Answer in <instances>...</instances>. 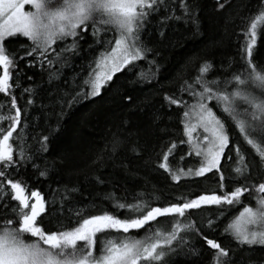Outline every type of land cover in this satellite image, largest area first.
<instances>
[{
    "label": "snow or ice",
    "instance_id": "6c2138e0",
    "mask_svg": "<svg viewBox=\"0 0 264 264\" xmlns=\"http://www.w3.org/2000/svg\"><path fill=\"white\" fill-rule=\"evenodd\" d=\"M217 3L220 8L225 6L221 0ZM195 7V3L189 0H0V69L3 70L0 94L10 96L7 112L4 111L5 102H0V124L7 122V127L0 126V207L5 209L0 212V264H172L170 257L178 247L183 248L188 243L186 235L193 232L201 235V228L188 218L189 210L205 205L222 209L225 205L234 207L242 203L241 197L245 193L250 199L253 193L256 194L255 206H244L224 231L230 233L238 245L264 246V67L258 68L252 59L258 29L264 25V4L245 24L244 35L248 39L245 45L247 59L241 54V59L245 60L243 71H232L229 63V75L209 79L213 65L210 61H203L194 78L179 77L183 82L178 91L187 93L191 102L176 94L163 97L169 109L173 105L183 108L181 122L187 140L180 143H186L188 154L194 153L199 161L198 166L188 167L186 171L182 167L173 169L169 157L178 145L172 141L166 151L162 149V162L158 168L176 182L188 177L207 178V174H212L218 177L216 182L222 194L213 191L194 199L178 196L176 202L153 206L152 202L158 200L154 194L137 193L129 202L110 193L105 199L111 201L117 211L123 210L124 216L107 210L93 214L84 207L69 208L75 222L53 230L45 228L43 222L52 214L57 196L62 214L65 203L79 189L65 186L63 192L57 189L52 199L47 200L40 191L26 194V185L10 178L9 169L19 173L28 165L38 173L37 178L48 176L47 166L41 169L36 158L39 153L47 151L49 137L43 136L41 140L32 137L39 144L35 151L28 143L26 113L22 125L21 108L17 106L16 96L11 94L10 69L16 66L17 57L8 54L6 41L19 42L24 53L19 59L26 61L27 67L38 64L46 70L49 85L61 79L62 70L70 66L71 56L78 53L80 40L86 35L93 38L94 44L90 47L102 48L94 57L95 67L89 64L88 75L79 82L77 76L72 78V92L57 89L51 93L55 97L53 106L59 105L63 110L65 105L71 107L82 99L100 96L116 74L125 70L139 69L136 72L138 80L153 82L159 67L154 50L143 39L150 18L158 17L161 37L170 22L190 23L198 31ZM150 54L152 59L148 58ZM140 61L147 64V69L140 66ZM15 87H20L19 83ZM24 93L32 96L35 90L26 87L22 90V95ZM125 99L131 102L132 97ZM26 103L31 106L34 101L29 98ZM218 110L221 115L217 114ZM226 120L238 129L258 156V162L246 161L238 145L235 158L227 155L226 150L232 149ZM197 129L203 130L202 142L198 136H193ZM111 143L112 150L116 151L122 141L114 137ZM222 159L232 164L228 176L223 172ZM252 169H256L255 179ZM96 179L103 183L99 177ZM226 184L228 190L223 191ZM9 188L11 201L18 202L11 207L4 202ZM162 217H171L168 227L159 223L158 218ZM207 226L213 228L211 218ZM141 229L145 230L141 237L130 234ZM202 238L213 252L211 264H234L229 249L207 235ZM190 251L194 255L200 254L195 248Z\"/></svg>",
    "mask_w": 264,
    "mask_h": 264
},
{
    "label": "trees",
    "instance_id": "16d2710c",
    "mask_svg": "<svg viewBox=\"0 0 264 264\" xmlns=\"http://www.w3.org/2000/svg\"><path fill=\"white\" fill-rule=\"evenodd\" d=\"M189 2H194L196 6L198 31L190 23L170 22L164 28L165 35L161 37L158 17H151V22L145 28L143 39L154 50L159 67L153 82L144 83L138 80L136 72L139 69L125 70L116 74L100 96L82 99L71 107L65 105L63 110L59 105L53 106L55 97L51 93L57 89L72 92V78L77 76L78 82L82 81L91 70L89 64L93 66L94 57L102 48L90 47L94 41L90 34L86 35L80 40L78 53L71 56L70 66L62 70L61 79L49 85L46 70H42L38 64L35 67H27V62L19 59L24 54L19 42L6 41L8 54H15L17 57L16 66L10 69L13 84L11 94L16 96L17 106L21 108L22 125L26 113L28 143L33 145L35 151L39 148L36 140H41L43 136L49 137L47 151L39 153L36 158V163L41 169L47 166L48 176L37 178L38 173L28 165L21 168L19 173L9 169L10 178L22 181L26 185V194L34 190L40 191L47 200L52 199L57 189L63 192L65 186H75L79 189L65 203L62 214L57 196L52 214L44 218L45 228L55 230L62 225L71 226L75 217L69 212V208L84 207L93 214L107 210L124 216L126 213L123 210L117 211L112 202L105 199L110 193L129 202L137 193H145L146 196L154 194L158 200L152 202L153 206L176 202L175 198L178 196L194 199L198 195H210L213 191L215 194H222L216 182L218 177H213L212 174H207V178L188 177L176 182L167 172L158 168V164L162 162V149L166 151L172 141L178 145L177 150L169 157L173 169L182 167L186 171L188 167L198 166L199 161L194 153L188 154L186 143H180L181 140H187L183 135L181 122L183 108L173 105L169 109L163 97L165 94H176L191 102L187 93L178 91L183 82L179 77L189 80L194 78L203 61H210L213 65V70L208 74L209 79L229 75V63L232 65V71H243L242 65L247 59L245 45L248 39L244 35L245 24L250 16L258 14L264 0H221L225 5L223 8L219 7L217 0ZM242 53L245 60L241 59ZM148 58L152 59L153 55L150 54ZM252 59L258 68L264 67V25L258 29ZM139 64L147 69L144 61ZM222 68L225 71H221ZM2 71L0 69V74ZM28 77L32 79L29 80ZM65 81L68 82L67 85ZM16 83H19L20 87H15ZM26 87L34 88L35 94L22 95V90ZM128 96L132 97L131 102L125 99ZM29 98L34 101L31 106L26 103ZM9 101L10 96L0 94V102H5V112ZM217 114L221 115V112L218 110ZM156 117H159L158 121ZM225 122L229 127L232 149L226 150L227 155L235 158V147L238 145L246 161L258 162V156L243 140L238 129L229 121ZM0 126L7 127V122ZM114 137L122 141L116 151L112 150L111 142ZM13 144L15 147V141ZM181 156L184 157L183 160ZM222 165L225 176H228L232 164L227 159H222ZM252 176L255 179L256 169H252ZM97 177L103 183L98 182ZM227 190L226 184L223 191ZM6 191L8 195L5 196L4 202L9 207L14 206L18 202L11 201L10 188ZM255 195L253 193V198L250 199L248 193H245L241 197L242 203L234 207L225 205L222 209L216 205H205L200 209L189 210L188 218L201 228V235L188 233L185 237L188 243L183 248L178 247L177 252L170 257L172 264H211L213 252L203 240V235L216 239L223 247L229 249L234 264H264V246L238 245L231 234L224 231L234 213L242 210L247 203L252 204ZM4 211L5 209L0 207V212ZM221 212L224 214L220 215ZM209 218L214 221L213 228L207 226ZM170 220L171 217L158 218L164 227H168ZM130 234L141 237L145 230L133 231ZM192 248L200 254H192Z\"/></svg>",
    "mask_w": 264,
    "mask_h": 264
},
{
    "label": "rangeland",
    "instance_id": "374dc122",
    "mask_svg": "<svg viewBox=\"0 0 264 264\" xmlns=\"http://www.w3.org/2000/svg\"><path fill=\"white\" fill-rule=\"evenodd\" d=\"M26 10H27V6H26ZM102 50V49H101ZM100 50V51H101ZM93 67H95V65H94V63H93ZM194 122V121H193ZM203 135H204V133H203V130L202 129H197V131L195 132V133H193V136L194 137H199L200 138V140H201V142L203 141ZM30 194V193H29ZM245 206H255V201L251 204V203H247ZM243 210V209H242ZM242 210H240V211H242ZM239 211V212H240ZM239 212H237V213H234L235 215H234V217L232 218V220H231V222L235 219V217L236 216H238L239 215ZM230 222V223H231ZM254 246H260V245H254Z\"/></svg>",
    "mask_w": 264,
    "mask_h": 264
}]
</instances>
